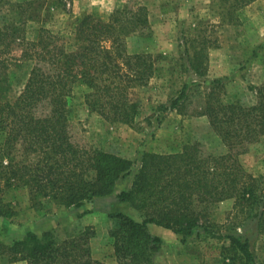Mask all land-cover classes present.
<instances>
[{"label":"trees","instance_id":"obj_1","mask_svg":"<svg viewBox=\"0 0 264 264\" xmlns=\"http://www.w3.org/2000/svg\"><path fill=\"white\" fill-rule=\"evenodd\" d=\"M252 1L233 0L232 5L239 8ZM149 27L147 7L133 4L116 8L108 20L84 15L76 25L79 44L74 49L41 28L37 40L22 39L20 58L33 59L34 65L19 95L6 100L8 60L2 54L21 35L8 25L0 26V215L15 214L4 199L13 187H26L31 201L51 198L80 207L113 193L117 181L132 172L133 160L75 142L69 97L74 85L82 81L90 87L86 102L93 111L109 120L132 123L140 108L131 90L151 81L156 63L150 52H129L126 35ZM194 41L192 53L187 54L188 67L204 76L207 43ZM251 89L255 99L244 103L228 98L221 78L202 87L203 100L194 113L208 117L228 147L226 153H205L199 141L186 143L176 152L142 153L132 186L117 193L119 201L141 211L142 220L122 211L112 213L120 220L111 231L120 264H155L154 255L163 239L151 233L150 223L180 234L182 242L197 227L212 232L210 226L201 224L202 216L210 204L226 199H234L245 218L255 220L258 233L264 234V180L247 171L240 159L264 136V81ZM189 99L190 84L185 82L162 109L182 111ZM92 236L94 231L88 228L65 238L55 230L41 235L28 231L10 243L0 239V256L10 263L106 264L93 256ZM226 237L229 244L219 246L223 264H258L249 236L230 233Z\"/></svg>","mask_w":264,"mask_h":264},{"label":"rangeland","instance_id":"obj_2","mask_svg":"<svg viewBox=\"0 0 264 264\" xmlns=\"http://www.w3.org/2000/svg\"><path fill=\"white\" fill-rule=\"evenodd\" d=\"M88 3L89 0H0V26L8 25L21 35L2 54L8 60L4 99L12 100L19 95L34 65L33 59L20 58L22 39L37 40L40 29L46 28L64 41L68 49H74L79 44L76 25L84 15L109 19L111 13L89 8ZM133 4L147 7L150 27L127 33L128 51L150 52L156 63L151 81L131 90V97L139 102L140 108L135 120L132 123L113 121L93 111L86 102L90 87L82 81L74 85L69 97L75 142L133 160L132 172L117 181L113 193L95 197L80 207L67 206L51 198L31 201L26 187L10 188L4 199L15 214L0 215L1 240L10 243L28 231L41 235L45 230H55L60 238L73 237L88 228L94 231L90 239L93 256L106 264H120L111 235L120 220L112 213L122 211L142 220L141 211L117 197L118 192L132 186L142 153L176 152L192 141H199L205 153L228 151L208 117L195 114L194 110L203 100L202 87L215 78L226 83L229 99L254 101L251 86L264 81V0H254L239 8L232 5L233 0H116L115 9ZM193 39L198 44L202 40L207 43L204 76L188 67L187 54L192 53ZM193 81L201 85H193ZM185 82L190 84V99L182 111H164L162 106L170 104ZM240 159L247 171L264 180V136L252 143ZM203 223L212 232L205 231L203 226L197 227L186 242L171 229L163 234L162 247L154 255L155 264H223L219 246L229 244L226 234L230 233L249 236L258 264H264V234L258 233L255 220L245 218L234 199L210 204L202 216ZM149 227L154 234L168 230L157 224ZM0 264L26 262L10 263L0 256Z\"/></svg>","mask_w":264,"mask_h":264},{"label":"clouds","instance_id":"obj_3","mask_svg":"<svg viewBox=\"0 0 264 264\" xmlns=\"http://www.w3.org/2000/svg\"><path fill=\"white\" fill-rule=\"evenodd\" d=\"M87 6L89 8H99L102 13L110 14L115 10L116 0H89Z\"/></svg>","mask_w":264,"mask_h":264},{"label":"crops","instance_id":"obj_4","mask_svg":"<svg viewBox=\"0 0 264 264\" xmlns=\"http://www.w3.org/2000/svg\"><path fill=\"white\" fill-rule=\"evenodd\" d=\"M103 197H104V196H103ZM150 224H154V223H150ZM149 230H150V227H149ZM169 230H170V229H168V230H164V231L161 232V234H156V235H159V236L162 237L163 234H168V233H169ZM151 233H152V232H151ZM153 234H154V233H153Z\"/></svg>","mask_w":264,"mask_h":264}]
</instances>
